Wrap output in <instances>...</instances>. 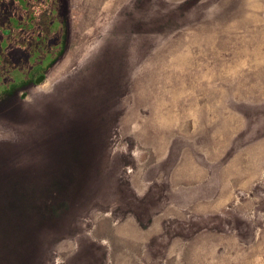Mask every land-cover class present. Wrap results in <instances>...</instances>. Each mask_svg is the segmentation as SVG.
<instances>
[{
  "label": "rangeland",
  "instance_id": "1",
  "mask_svg": "<svg viewBox=\"0 0 264 264\" xmlns=\"http://www.w3.org/2000/svg\"><path fill=\"white\" fill-rule=\"evenodd\" d=\"M0 264H264V0H0Z\"/></svg>",
  "mask_w": 264,
  "mask_h": 264
},
{
  "label": "water",
  "instance_id": "2",
  "mask_svg": "<svg viewBox=\"0 0 264 264\" xmlns=\"http://www.w3.org/2000/svg\"><path fill=\"white\" fill-rule=\"evenodd\" d=\"M44 79V76H40V77H38L37 79H36V83H41L42 82V80Z\"/></svg>",
  "mask_w": 264,
  "mask_h": 264
}]
</instances>
